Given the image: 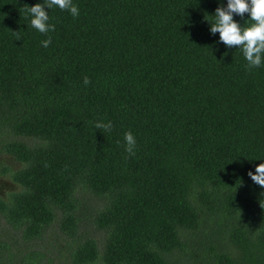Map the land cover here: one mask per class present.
Here are the masks:
<instances>
[{"label":"trees","instance_id":"obj_1","mask_svg":"<svg viewBox=\"0 0 264 264\" xmlns=\"http://www.w3.org/2000/svg\"><path fill=\"white\" fill-rule=\"evenodd\" d=\"M43 2L0 0V264H264V64L210 34L227 0H73L47 34Z\"/></svg>","mask_w":264,"mask_h":264},{"label":"clouds","instance_id":"obj_2","mask_svg":"<svg viewBox=\"0 0 264 264\" xmlns=\"http://www.w3.org/2000/svg\"><path fill=\"white\" fill-rule=\"evenodd\" d=\"M58 7L62 11H69L73 18L79 16V9L73 0H44L43 4L36 3L32 7L27 6V11L31 15V26L42 34L55 31V25L48 23L49 14L45 9ZM250 14L249 20L252 22L247 27H242L233 16ZM214 22L210 23V34L219 33L220 42L227 47L238 46L247 61L248 70L260 67L264 64V0H227V7L219 6L215 10ZM17 40H20L18 32ZM51 44V37L41 41V46L47 48ZM84 85L91 83L85 76ZM97 129L110 132L113 128L111 121L95 123ZM125 151L129 156L135 155L137 141L131 131L124 134ZM247 175L251 180L264 188V163H260L255 168V174L249 171Z\"/></svg>","mask_w":264,"mask_h":264},{"label":"rangeland","instance_id":"obj_3","mask_svg":"<svg viewBox=\"0 0 264 264\" xmlns=\"http://www.w3.org/2000/svg\"><path fill=\"white\" fill-rule=\"evenodd\" d=\"M0 164L10 166V168H17L19 164L8 154H0ZM15 188V185L9 180L7 176H0V194ZM55 255V254H54Z\"/></svg>","mask_w":264,"mask_h":264}]
</instances>
